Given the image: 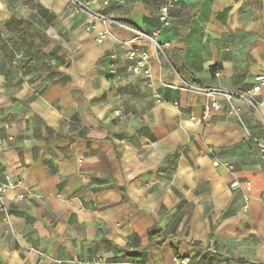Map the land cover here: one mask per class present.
I'll list each match as a JSON object with an SVG mask.
<instances>
[{
  "label": "crops",
  "instance_id": "0c3cea01",
  "mask_svg": "<svg viewBox=\"0 0 264 264\" xmlns=\"http://www.w3.org/2000/svg\"><path fill=\"white\" fill-rule=\"evenodd\" d=\"M85 1L114 23L0 0V264H264V86L236 101L245 128L223 95L264 77V0H181L166 28V0Z\"/></svg>",
  "mask_w": 264,
  "mask_h": 264
},
{
  "label": "built area",
  "instance_id": "2783aa9c",
  "mask_svg": "<svg viewBox=\"0 0 264 264\" xmlns=\"http://www.w3.org/2000/svg\"><path fill=\"white\" fill-rule=\"evenodd\" d=\"M73 3V6L77 10H82L86 12H90L89 4L85 0H71ZM112 0H105V4H108ZM116 2H122L123 0H113ZM181 0H166L165 2L158 5V20L162 26V28H166L171 25V12L174 8L179 6ZM35 12V11H34ZM90 18L98 20L103 25H107L110 23H114L110 18H108L105 14H103L101 11H91ZM89 19L87 21L86 29L87 31L94 30V26L92 25V20ZM103 36L101 35L98 39V43L103 42ZM147 39L151 43L155 44L159 50V52L165 57V49L163 46L158 44L156 40L153 37H150L148 35H144L142 33H138L137 37H135L133 40L130 41V44L134 43L138 39ZM126 59L128 60V64L126 65V72L135 76H144V77H150V70H149V56L147 53H139L138 51L134 49H130L127 51L125 55ZM112 60L115 59V56L110 57ZM111 74H114V69L110 71ZM264 86V77H258L257 78V85L249 92L247 93H237L234 91H225L223 92V95L227 102V110L230 114L236 115L238 119L240 120V123L245 128L244 122L242 121L239 113V109L236 106V101H247L251 107L256 109V106L253 102L249 101L246 97L247 95H252L255 93H260L262 87ZM188 88L197 90L202 95L206 96L207 98H210L212 96V91L206 88H197L190 85H187ZM214 110H220L221 105L217 101H213L211 106ZM206 110H209V107L206 108ZM247 132L248 130L245 129ZM254 141L257 145L258 150L264 154V136L254 138ZM14 187V183L9 181L7 184H0V211H5L4 205L2 203L1 197L2 195L8 190L12 189ZM21 199L23 197H20ZM190 258H174L173 264H191ZM59 264H84L82 262H58ZM220 264H227L225 262H222Z\"/></svg>",
  "mask_w": 264,
  "mask_h": 264
},
{
  "label": "trees",
  "instance_id": "16d2710c",
  "mask_svg": "<svg viewBox=\"0 0 264 264\" xmlns=\"http://www.w3.org/2000/svg\"><path fill=\"white\" fill-rule=\"evenodd\" d=\"M32 8H33V11H35V12H34V15H35L36 17H43V18L45 17V16L42 15V12H41L40 6L35 5V6H33ZM23 29H24V30H25V29H26V30L33 29V30L36 31V33H37L38 35L41 36V39H42V40L45 39V38H44L45 35H43L44 31H42V30L38 27V25H37L36 23H34L33 21H31L30 19L23 21ZM216 70H217V69H213V70H212V73L215 74V73H216ZM165 238H166V234H165V232H164L163 230H160L159 232H153V233H152V239H151V241H150L148 247L145 248L144 251H143L142 253L137 254V255H135L134 257H136V258H143V256L146 255V254L150 251L151 248L156 247V246H161V245H163L164 242H165ZM230 263H231V262L229 261L228 264H230Z\"/></svg>",
  "mask_w": 264,
  "mask_h": 264
},
{
  "label": "rangeland",
  "instance_id": "374dc122",
  "mask_svg": "<svg viewBox=\"0 0 264 264\" xmlns=\"http://www.w3.org/2000/svg\"><path fill=\"white\" fill-rule=\"evenodd\" d=\"M71 1V0H70ZM83 1V0H82ZM72 2V1H71Z\"/></svg>",
  "mask_w": 264,
  "mask_h": 264
}]
</instances>
